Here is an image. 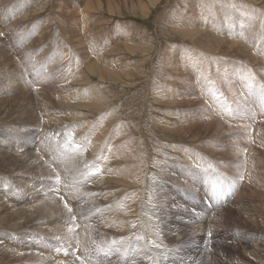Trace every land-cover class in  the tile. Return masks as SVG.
Masks as SVG:
<instances>
[{
  "label": "rangeland",
  "instance_id": "rangeland-1",
  "mask_svg": "<svg viewBox=\"0 0 264 264\" xmlns=\"http://www.w3.org/2000/svg\"><path fill=\"white\" fill-rule=\"evenodd\" d=\"M261 171L264 0H0V264H264Z\"/></svg>",
  "mask_w": 264,
  "mask_h": 264
},
{
  "label": "bare ground",
  "instance_id": "bare-ground-1",
  "mask_svg": "<svg viewBox=\"0 0 264 264\" xmlns=\"http://www.w3.org/2000/svg\"><path fill=\"white\" fill-rule=\"evenodd\" d=\"M145 4H146V2H144ZM30 15V14H29ZM26 17H29V16H26ZM18 22V21H17ZM19 23V22H18ZM93 73H96V74H98L99 76H100V78L104 81L105 79H109V78H112L115 74H118L117 72H114V71H109V70H106V69H104V68H101V67H97V68H93L92 70H91ZM27 92V91H26ZM66 92H68V91H65L64 93H66ZM29 93V92H28ZM64 96H65V94H64ZM63 96V98L62 99H65V97ZM45 99V98H44ZM81 105H86V106H88V105H92L93 103H90V102H83V103H80ZM84 105V106H85ZM8 112H6V115H8L7 114ZM16 114V113H15ZM14 114V115H15ZM36 143V140L35 139H30V141L28 142V143ZM5 144V143H4ZM80 153H82V151H80ZM203 156V155H202ZM198 158V157H197ZM196 159V158H195ZM202 159V158H201ZM205 159V158H204ZM204 159H202V160H204ZM93 160H95V159H93ZM199 161H200V159H198ZM96 161V160H95ZM95 161H93V163L95 162ZM100 161V160H99ZM98 163V162H97ZM100 163H101V161H100ZM197 164H198V162H196ZM200 163H201V161H200ZM102 164V163H101ZM192 164V163H191ZM203 164V163H202ZM201 164V165H202ZM95 165V164H94ZM96 167V166H95ZM101 167H102V165H101ZM101 167H100V169H101ZM236 167V166H235ZM93 168H94V166H93ZM200 169V168H199ZM211 171V170H210ZM96 173V172H95ZM260 173V172H259ZM258 173V174H259ZM264 173V172H263ZM262 173V171H261V174H263ZM97 175V174H96ZM100 175H103L102 173H100L98 176H100ZM213 176V175H212ZM264 176V175H263ZM262 176V177H263ZM210 178V177H209ZM254 178V177H253ZM256 179V178H255ZM249 183V182H248ZM255 183H256V181H255ZM245 184H246V182H245ZM143 185H144V182H143V184H141V188L143 187ZM255 185V184H254ZM258 186H259V184H258ZM258 186H257V188H258ZM251 187V186H250ZM260 187H261V185H260ZM259 187V188H260ZM249 188V187H248ZM256 188V189H257ZM255 189V190H256ZM249 191V190H248ZM246 198V197H245ZM263 202V201H262ZM56 206H58L57 204H56ZM256 207H258V205L256 206ZM56 208H58V207H56ZM123 209L125 210V211H127L128 212V209L126 208V205L124 204V206H123ZM138 212V214H139V216H141V211H137ZM129 213V212H128ZM252 214V213H251ZM262 214V213H261ZM2 216H3V214H1ZM1 216V217H2ZM7 216V215H6ZM10 216V215H9ZM137 216V215H136ZM6 218V217H5ZM262 219V218H261ZM258 220V219H257ZM136 221V220H135ZM57 225V224H56ZM260 226H261V224H260ZM188 252V251H187ZM192 252V251H191ZM256 253V252H255ZM191 254V253H190ZM256 255H257V253H256ZM31 259H32V257H31ZM30 259V256H29V260H31ZM177 264H184V261L183 260H179L178 262H177Z\"/></svg>",
  "mask_w": 264,
  "mask_h": 264
}]
</instances>
